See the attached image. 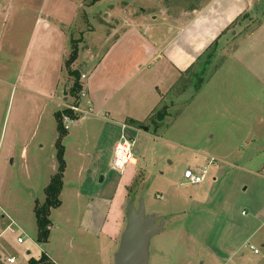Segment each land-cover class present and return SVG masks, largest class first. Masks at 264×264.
I'll use <instances>...</instances> for the list:
<instances>
[{"label":"rangeland","instance_id":"rangeland-1","mask_svg":"<svg viewBox=\"0 0 264 264\" xmlns=\"http://www.w3.org/2000/svg\"><path fill=\"white\" fill-rule=\"evenodd\" d=\"M11 1L21 5L19 12H8L6 6L2 7L0 25L11 27L24 19L26 28L28 17L22 13L20 1L24 4L30 1L3 3L8 6ZM69 1L74 5L73 23L68 27L70 30L67 28L73 39L69 44L78 48L79 64L74 68L80 75L85 59L92 62L115 58L113 46L117 43L134 47L139 54L144 38L163 33L160 36L165 39L175 33L169 26L144 32L139 24L128 32L127 20L140 16L149 19L162 11L189 12L209 0ZM247 2L251 8L242 19L249 20L245 24L255 23V12L264 11V0H218L212 9L220 7L219 12L205 16L202 24L185 29L180 39L184 40L192 31L204 38L205 33H212L214 25L224 23L225 12L227 16L234 15ZM20 44L14 48L18 59ZM212 51L213 45L202 55L201 65L197 63L188 71L160 108L141 124L147 133L132 130L131 139L135 142L132 155L138 165L128 166L121 173L109 172L105 181L99 182L103 175L93 177L88 182L92 185L85 186V190L91 189L89 199L114 196L125 217L126 205L134 199L135 208L142 200L145 213L155 215L156 223L164 219L162 233L150 243L149 264H264V107L257 105L243 87L239 73L222 70L213 77ZM149 66L154 67V62ZM61 78L62 84L68 82L69 92L73 80H68L64 68ZM78 83L83 84L80 78ZM15 88L7 93L0 90V205L20 231L13 227L14 233L7 232L0 240L1 259L15 257L16 264H26L29 258L37 259L45 252L57 264H111L112 258H106L102 248L99 250L78 233L83 207L72 193L79 183L70 172L65 179L66 191L60 198L61 207L50 215L53 231L49 246L35 244L33 206L35 200L39 204L44 200L46 183L42 174L46 168L40 172L34 169L33 147H29L26 161L20 160V151L11 158L5 153L13 113L18 106L19 93ZM160 113L165 116L158 121ZM210 158L216 164L208 167L205 181L188 185L183 179L184 171L197 172L207 166ZM5 224L0 216V231ZM17 236L24 238L22 245L16 243ZM249 246L259 253L253 255Z\"/></svg>","mask_w":264,"mask_h":264},{"label":"crops","instance_id":"crops-1","mask_svg":"<svg viewBox=\"0 0 264 264\" xmlns=\"http://www.w3.org/2000/svg\"><path fill=\"white\" fill-rule=\"evenodd\" d=\"M8 1L0 0V14L4 13L1 8L5 6L8 12H19L21 5L12 1L8 6L4 5L3 2ZM27 1L30 2L24 4L20 1L23 6L21 11L27 13L28 17L26 28L23 27L24 19L17 25L13 23L11 27L0 25V90L4 89L7 93L10 88L12 92L16 87L15 92L19 93L5 153L7 158H11L20 151V160L26 161L29 147H33V167L37 172L46 168L45 174H42L46 187L58 168L55 114L60 112L61 102H70L67 96L62 95L65 87L61 75L64 60L70 53L69 43L73 40L68 27L73 23L74 5L69 0ZM217 1L209 0L204 6L189 12L162 11L161 14L151 15L149 19L140 16L127 20L128 32L133 27L136 29L139 24L143 26L144 32L169 26L175 33L165 39L160 36L163 33L144 38L145 42L141 43L142 53L139 54L133 50L134 47L117 43L113 46L115 58H101L92 62L85 59L84 65L80 66V75L86 76L82 85L93 115L65 130L66 134L61 141L64 173L59 199L66 191L65 179L70 172L79 183L72 193L75 194L76 202L83 207L78 221V233L97 245L99 250L102 248L106 258L113 260L112 256L117 251L125 227V214L114 196L89 199L91 189L85 190V186H91L88 182L99 175L104 176L99 182L105 181L106 174L112 172L113 149L121 136L132 138V130L147 133L141 124L160 108L167 95L188 71L197 63L201 65V57L211 45L214 46L213 77L222 70L239 73L243 87L249 90L257 105L264 107V11L255 12V23L245 24L249 20L242 17L251 8V3L247 2L234 15L227 16L225 12L224 23L214 25L212 33H205L204 38L190 31L187 38L180 39L185 29L198 23L200 25L206 21L203 20L205 16H215V11L219 12L220 7L212 9ZM240 18L242 21L237 23ZM19 44L22 48L18 59L14 48ZM152 62L154 67L149 66ZM76 64H79L78 52L72 65L73 70ZM231 75L236 77V74ZM137 165L138 160L133 158L129 166ZM0 208L10 217L1 205ZM87 214L88 218L85 219ZM52 231L51 226L49 238ZM46 245L49 246L48 243ZM47 257L51 263L57 264ZM54 257L61 261L55 254Z\"/></svg>","mask_w":264,"mask_h":264},{"label":"trees","instance_id":"trees-1","mask_svg":"<svg viewBox=\"0 0 264 264\" xmlns=\"http://www.w3.org/2000/svg\"><path fill=\"white\" fill-rule=\"evenodd\" d=\"M77 52H78V48L76 47V44H71L70 53L67 59L64 60V64H63L68 80H73L69 92L67 91L68 82L64 83V87L67 91L66 96L70 99V101L76 100L81 90V85H79L78 83L80 78L79 72L72 69V65L74 64L77 58ZM63 114L73 117L72 113L67 110L62 112H57L55 114V120L57 124V132H58V139L55 144L56 160L58 164L57 172L55 175L51 177L48 185L44 188L43 202L39 204L38 201H35L33 206V214L36 224L35 242L41 246H44L48 243L50 229L52 226L50 222L51 211L56 210L61 205L59 195L62 189V179L64 173L63 147L61 145V141L66 134L65 130L62 128L61 125V116ZM164 116H165L164 113H160L157 117V120L158 121L163 120ZM26 264H53V263L51 262L49 263L47 256L41 254L37 259L29 258Z\"/></svg>","mask_w":264,"mask_h":264},{"label":"built area","instance_id":"built-area-1","mask_svg":"<svg viewBox=\"0 0 264 264\" xmlns=\"http://www.w3.org/2000/svg\"><path fill=\"white\" fill-rule=\"evenodd\" d=\"M86 79V76L84 74L80 75V82H83ZM59 111H69L72 113L73 117H70L68 115L63 114L61 116V125L64 130H68V128L71 125L76 124L78 121L82 119L89 118L93 115V112L90 107V101L87 97L86 91L83 89V86L81 84V90L77 96V99L70 102H61L59 104ZM124 129L125 126H122ZM134 140L131 138H126L124 136H121L120 140L117 142L113 149V155H112V162H111V169L114 172L121 173L127 166L131 165L133 163V155L132 150L134 146ZM215 159L210 158L208 160L207 166L203 167L197 172H193L189 169L185 170L183 173V179L188 183V185L196 186L200 185L205 181V178L208 173V167L215 165ZM0 216L1 219L6 221V225L4 228L0 231V240L3 238V236L7 232L14 233L13 227H16V229L19 230L17 227V224L14 220H12L10 217H8L0 208ZM20 231V230H19ZM25 242L24 238L21 236H17L16 243L18 245H22ZM36 245H38L35 242ZM41 246V245H38ZM249 250L253 255H257L259 252L258 250L253 247L249 246ZM46 255L45 253H42ZM28 255V254H27ZM241 257H243V254H241ZM17 260L15 257H8L6 260H2L0 257V264H16ZM241 264V263H238Z\"/></svg>","mask_w":264,"mask_h":264},{"label":"water","instance_id":"water-1","mask_svg":"<svg viewBox=\"0 0 264 264\" xmlns=\"http://www.w3.org/2000/svg\"><path fill=\"white\" fill-rule=\"evenodd\" d=\"M62 95L66 97L65 89ZM144 131L146 132V128ZM125 211V227L120 235L112 264H149L150 243L162 233L165 221L160 219L156 223L155 215H147L142 200L138 201L135 208L134 199H130Z\"/></svg>","mask_w":264,"mask_h":264}]
</instances>
